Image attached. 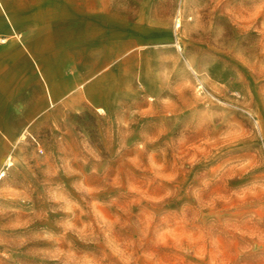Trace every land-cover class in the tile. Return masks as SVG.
Instances as JSON below:
<instances>
[{
	"label": "rangeland",
	"instance_id": "1",
	"mask_svg": "<svg viewBox=\"0 0 264 264\" xmlns=\"http://www.w3.org/2000/svg\"><path fill=\"white\" fill-rule=\"evenodd\" d=\"M88 1L120 56L10 145L0 264H264V0Z\"/></svg>",
	"mask_w": 264,
	"mask_h": 264
},
{
	"label": "crops",
	"instance_id": "2",
	"mask_svg": "<svg viewBox=\"0 0 264 264\" xmlns=\"http://www.w3.org/2000/svg\"><path fill=\"white\" fill-rule=\"evenodd\" d=\"M104 16V2L0 0V167L42 116L97 93L120 56L118 28L115 37Z\"/></svg>",
	"mask_w": 264,
	"mask_h": 264
},
{
	"label": "bare ground",
	"instance_id": "3",
	"mask_svg": "<svg viewBox=\"0 0 264 264\" xmlns=\"http://www.w3.org/2000/svg\"><path fill=\"white\" fill-rule=\"evenodd\" d=\"M11 165H12V163L11 162H8L7 167L9 168ZM2 175H3V173L1 174V176Z\"/></svg>",
	"mask_w": 264,
	"mask_h": 264
},
{
	"label": "built area",
	"instance_id": "4",
	"mask_svg": "<svg viewBox=\"0 0 264 264\" xmlns=\"http://www.w3.org/2000/svg\"><path fill=\"white\" fill-rule=\"evenodd\" d=\"M5 42V40L4 39H0V43H4ZM40 151V153L42 152V150H39Z\"/></svg>",
	"mask_w": 264,
	"mask_h": 264
}]
</instances>
